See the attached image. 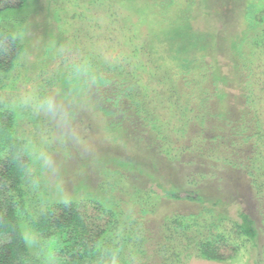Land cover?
I'll return each mask as SVG.
<instances>
[{"label": "rangeland", "instance_id": "374dc122", "mask_svg": "<svg viewBox=\"0 0 264 264\" xmlns=\"http://www.w3.org/2000/svg\"><path fill=\"white\" fill-rule=\"evenodd\" d=\"M250 4L256 12L264 9V0H27L22 10L6 12L1 22L20 35L25 48L17 66L8 74H0V108L17 110L16 136L30 144L33 161L26 180L30 210L38 214L53 194L58 199L94 196L113 204L117 218L100 252L103 264H224L201 258L196 238L209 234L213 224L240 240V214L248 213L258 230L257 247L241 236L245 246L231 264H254L257 252L264 258V183L257 190L246 173L264 164V18L249 26ZM181 29L187 42L194 41L185 58L196 62L195 67L201 66V72L193 76L210 78L206 86L211 95L215 86L209 70L215 64L219 87L226 93L223 105L237 115V107L243 112L251 102L262 129L256 139L247 142L239 139L236 131L223 127L216 145L210 138L216 133L209 130L208 148L211 145L212 149L204 151L208 158H196L194 165L188 158L182 169H172L169 156L188 154V150L194 153L189 140L194 135L193 126L188 128L187 124L191 113L178 103L180 96H174L172 89L175 81L162 68L179 63L177 54L181 56L188 47L163 39L166 32L173 38L179 33L181 38ZM155 32L162 33L163 38H156ZM200 35L210 39L202 43ZM89 54L112 67L121 65L119 73L111 71L117 74L113 85L134 82L141 105L161 123L169 142L145 135L136 115L122 119L102 112L94 115L101 126L98 133H91L93 128L84 132L86 126L78 121L74 129L69 125L62 128L67 133L62 140L63 133L50 121L48 112L51 103L57 105V101H50L56 98L55 91L69 78L53 89L48 88V81L61 72L74 75ZM85 75L78 78L90 82ZM210 99L213 109L220 108L219 97ZM46 100L51 103L47 105ZM123 107L129 108V103ZM37 114L33 120L31 115ZM112 120L122 125L113 134L107 127ZM67 135L79 137L81 155L76 164V152L71 160L64 159L71 153L63 147L71 142ZM257 139L259 142L254 141ZM57 143L61 147L56 149ZM107 152L111 163L97 159ZM156 179L169 189H185L189 184L201 198L170 199L153 182ZM58 190H63L60 196ZM218 200V205L213 204ZM175 217H192L190 222H197L184 230L175 226ZM211 231L215 233V227ZM25 235L37 258V236L28 231ZM2 240L0 237V243Z\"/></svg>", "mask_w": 264, "mask_h": 264}, {"label": "trees", "instance_id": "16d2710c", "mask_svg": "<svg viewBox=\"0 0 264 264\" xmlns=\"http://www.w3.org/2000/svg\"><path fill=\"white\" fill-rule=\"evenodd\" d=\"M26 2L27 0H0V74H8L17 66L20 55L25 48L20 35L4 25L1 19L8 11L22 10ZM247 9L249 10L247 16L249 26L257 25L258 22L263 20L264 9L256 12L252 4ZM140 20L142 22L146 21L141 18ZM152 23H154V19ZM16 27L18 28V26ZM178 31H181V38L178 35L179 33L173 38L172 36L169 37L166 32L163 38L162 33L155 32V36L156 38L159 36V40L162 37L173 45H175V42L177 45L181 43L182 48L188 45L181 56L177 54L179 63L177 62L174 66L170 64V66H161L170 74V80L175 81V85L172 87L175 92L174 96H180L178 103L182 102L185 111L191 113L188 121L193 124L190 125L187 121L188 128L193 126L192 133L194 135L192 134L193 136L189 137V140H191V149L194 153L188 150V154H181L177 157L176 155L169 156V162H172L171 166H173L172 169H182L181 165L188 164L187 161L189 160L194 165L193 162L197 161L196 158H208L205 152L212 149L211 145L208 148L209 130L216 133L213 137H210L216 145L220 143L221 134L219 131L223 127L236 131V134L239 135L238 138L247 142L256 139L262 129L257 110L251 102H248L247 108L243 112H240L242 110L237 107L235 110L238 112L237 115H235L233 109L231 110L230 107L223 105L222 98L226 97V93L223 92L222 87H219L221 79L217 75L218 69H216L215 64H212L213 67H210L209 70L211 71V81L215 86V91L211 95L208 86H206L210 78H207L206 75H203V78L193 76V74L197 75L201 72V66L195 67L196 62L194 63L192 59H186L184 54L190 46L194 45V41L187 42L183 29ZM206 38L210 39L209 36L200 35L198 40L203 43ZM121 69H123L121 65L116 64L112 67V65L105 64L98 56L89 54L87 62L83 63L80 68L75 69L74 75L61 72L57 77L49 78V89H53L52 86L64 79L66 80V78H69L68 80L74 79L73 81L67 80V83L60 89L56 87L55 95L57 96L55 97L57 99L50 100L57 101L55 102L57 105L50 102L51 108H49L48 118L63 133L62 140L67 134L62 131V128L64 129L66 125H69L70 129H74L78 121L86 126L83 127L84 132H89L93 128L91 133H98V128L101 126L95 120L94 115L97 112H102L110 117H118L119 115L122 119L134 118L133 115H136L140 127L143 126L144 130L142 132L145 135L169 142L167 132L162 129L161 123H158L156 117L150 114V109L141 105L139 89L133 85L134 82L127 80L113 85V80L115 81L114 78L117 74L113 75L111 71L115 70L119 73ZM84 72L87 77L86 81H90L88 83H84L78 78ZM204 76H206L205 80ZM189 77L194 78V81L190 82ZM68 86L77 88L69 89ZM210 96L220 98V108L213 109L209 101L211 100ZM46 103L47 105L50 104L49 100H46ZM125 103H129V108L123 107ZM34 116L31 115V118L36 120L38 114L35 119ZM17 122L18 113L14 107L0 108V237L3 238L0 243V264H42L47 261L49 264H103L100 252L104 250L106 244L104 241L115 224L117 210L115 211L112 208L113 204L109 205L106 200L94 196L58 199L54 197V194L52 196V193H50V196H52L50 202L44 205L42 211L37 214L30 210L26 180L29 177V167L33 161V156L28 140L16 136ZM107 127L113 134L114 131L121 130L122 125L119 121L117 123L112 120ZM78 131H82V128ZM68 136L67 138H70L71 142L69 146L64 145L63 147L66 152L70 149L71 153L65 155L64 159L69 161L71 160L70 157L75 156L74 163L76 164L79 154L81 155L77 145L80 142L79 137L72 138ZM87 137L90 138L89 135ZM254 141L259 142L258 139ZM59 147H61V143L55 145L56 149ZM75 152L76 155H74ZM107 153H102L97 159L105 158V163H111V156ZM112 164L114 163L112 162ZM262 166L264 167V164L257 165L254 171L252 168H246L247 176L251 178V183L257 190H260L264 183V171H262L264 168L262 169ZM129 168L135 169L130 164ZM153 182H157L160 188L166 191V197L170 199L201 198L199 192L189 184L187 187L190 189L176 186L169 189L161 180L156 179ZM59 192L61 193L63 190L57 191L58 196L61 195ZM46 194L48 193L43 194V199H46ZM213 204L218 205L219 200ZM240 216L243 220L237 227L240 240L234 239L233 236L231 238L229 232L223 231L213 224L209 227L210 233L206 234V237L196 238V248L201 258L224 264L236 263L242 252V247L245 246L241 236L247 237L248 241H252V245L257 247L258 230L255 227L254 220L248 213H241ZM191 219L192 217H175L172 220L175 226L185 230L191 227L192 223L196 224L197 221L190 222ZM213 227L216 229L215 233L211 231ZM25 231L37 236V246L39 248L35 253L37 258L33 257ZM44 242L46 245H42ZM42 257H46L45 260ZM123 261L125 262V260ZM253 261L254 264H264V258L261 257L259 252L254 253Z\"/></svg>", "mask_w": 264, "mask_h": 264}]
</instances>
